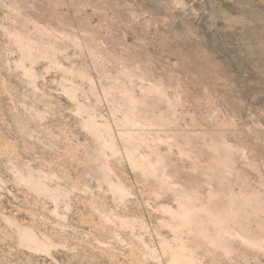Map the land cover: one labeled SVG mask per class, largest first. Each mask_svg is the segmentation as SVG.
<instances>
[{
	"label": "rangeland",
	"instance_id": "rangeland-1",
	"mask_svg": "<svg viewBox=\"0 0 264 264\" xmlns=\"http://www.w3.org/2000/svg\"><path fill=\"white\" fill-rule=\"evenodd\" d=\"M0 264H264V0H0Z\"/></svg>",
	"mask_w": 264,
	"mask_h": 264
}]
</instances>
